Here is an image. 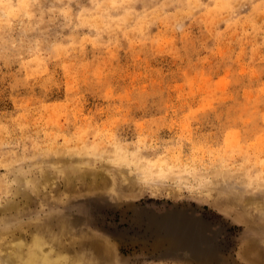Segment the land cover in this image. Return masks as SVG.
I'll list each match as a JSON object with an SVG mask.
<instances>
[{
    "label": "rangeland",
    "instance_id": "374dc122",
    "mask_svg": "<svg viewBox=\"0 0 264 264\" xmlns=\"http://www.w3.org/2000/svg\"><path fill=\"white\" fill-rule=\"evenodd\" d=\"M0 264H264V0H0Z\"/></svg>",
    "mask_w": 264,
    "mask_h": 264
}]
</instances>
